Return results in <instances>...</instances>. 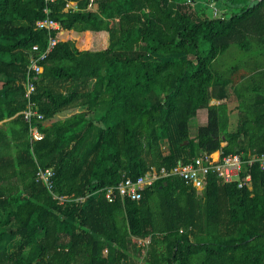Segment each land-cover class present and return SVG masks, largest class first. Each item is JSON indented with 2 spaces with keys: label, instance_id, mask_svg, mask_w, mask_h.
<instances>
[{
  "label": "trees",
  "instance_id": "trees-1",
  "mask_svg": "<svg viewBox=\"0 0 264 264\" xmlns=\"http://www.w3.org/2000/svg\"><path fill=\"white\" fill-rule=\"evenodd\" d=\"M195 2L0 0V264H264L258 160L243 186L210 173L197 188L170 174L141 199L105 196L126 177L218 149L264 152V0ZM46 5L59 41L35 80L43 118L28 120L25 80L32 46L48 42L36 27ZM231 48L237 62L222 67ZM202 108L207 123L191 134ZM49 167L51 188L37 178Z\"/></svg>",
  "mask_w": 264,
  "mask_h": 264
},
{
  "label": "built area",
  "instance_id": "built-area-1",
  "mask_svg": "<svg viewBox=\"0 0 264 264\" xmlns=\"http://www.w3.org/2000/svg\"><path fill=\"white\" fill-rule=\"evenodd\" d=\"M216 8V7H214ZM45 15L36 21L38 29H44L48 33V42L44 49L40 50L39 44H34L32 50L37 54L32 55L28 65L27 76L25 80V98L28 105L23 113L25 118L30 120L33 117L38 119L43 118V114L35 107L33 94L36 90V78L41 71V62L44 61L48 54L54 49L59 41L56 36L57 31L61 28L59 20L51 16V8L46 5L43 9ZM214 15H223V12H215ZM32 137L36 140L43 138V133L37 128L33 127L31 130ZM259 161L260 165L264 167V152L261 154H254L248 159H245L242 153L224 154L223 151L215 156L214 152L205 153L197 156L192 161L179 162L176 166L167 169L162 167L160 171L147 172L136 178L126 177L117 185L108 186L105 188V196L109 201H115L117 198L125 200L126 198L138 200L143 196V190L149 185L153 184L157 179L170 174H177L190 182L197 188H202L205 184L206 178L210 173H216L226 182H237L239 186L245 185L251 181L252 174L248 171V166H251L254 161ZM54 170L52 168H40L37 171V178L42 180L49 188L52 187V176ZM61 202L69 199L67 195H56ZM83 197L77 200H83Z\"/></svg>",
  "mask_w": 264,
  "mask_h": 264
},
{
  "label": "rangeland",
  "instance_id": "rangeland-1",
  "mask_svg": "<svg viewBox=\"0 0 264 264\" xmlns=\"http://www.w3.org/2000/svg\"><path fill=\"white\" fill-rule=\"evenodd\" d=\"M198 1H202V0H198ZM198 1L196 0V2L194 4L197 9L202 4L201 2H198ZM219 1H221V0H218V2ZM214 7H216V8H214ZM216 11L222 13V8L220 7V5L219 4H216V3L209 4V6H208V12L215 13ZM233 49L234 48H231L228 52H226L225 54L219 56V58H218V64L222 65V67L235 64L237 62V60L232 55V50ZM231 106H233V104ZM206 113H207V110L206 109L204 111L201 110V112L199 111L198 114L196 115L197 117H193V118L190 119L189 128H190L191 134H195L196 133L197 128H198L199 125H202V124H206L207 123L206 119H205V121L202 120L204 122H201V124L199 122V121H201V119H199V118H201L204 115H206ZM235 124H237L236 117H234L233 120L230 121V129H234Z\"/></svg>",
  "mask_w": 264,
  "mask_h": 264
},
{
  "label": "crops",
  "instance_id": "crops-1",
  "mask_svg": "<svg viewBox=\"0 0 264 264\" xmlns=\"http://www.w3.org/2000/svg\"><path fill=\"white\" fill-rule=\"evenodd\" d=\"M218 100L217 99H212V101H211V103H216ZM233 104V106H231ZM238 103H237V101H235V100H232L231 102H229V108L232 110V112H231V117H230V119H231V121L233 120V118L234 117H236V119H237V109H236V105H237ZM206 108H202V109H200L199 111L201 112V110L202 111H204ZM207 110V109H206ZM236 113V114H235ZM195 117H197V116H195ZM199 119H201V121H199L200 122V124H201V122H204L205 121V119H206V121H207V113H206V115H204L203 117H201V118H199ZM202 120H204V121H202ZM236 125L237 124H235V127H236ZM234 127V128H235ZM222 152V150H216V151H214V154H215V156H217L218 154H220Z\"/></svg>",
  "mask_w": 264,
  "mask_h": 264
},
{
  "label": "water",
  "instance_id": "water-1",
  "mask_svg": "<svg viewBox=\"0 0 264 264\" xmlns=\"http://www.w3.org/2000/svg\"><path fill=\"white\" fill-rule=\"evenodd\" d=\"M252 1H254V0H252Z\"/></svg>",
  "mask_w": 264,
  "mask_h": 264
},
{
  "label": "bare ground",
  "instance_id": "bare-ground-1",
  "mask_svg": "<svg viewBox=\"0 0 264 264\" xmlns=\"http://www.w3.org/2000/svg\"><path fill=\"white\" fill-rule=\"evenodd\" d=\"M255 81V80H254Z\"/></svg>",
  "mask_w": 264,
  "mask_h": 264
}]
</instances>
